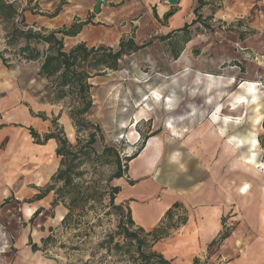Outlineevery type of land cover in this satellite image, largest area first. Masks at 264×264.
<instances>
[{"label": "rangeland", "instance_id": "rangeland-1", "mask_svg": "<svg viewBox=\"0 0 264 264\" xmlns=\"http://www.w3.org/2000/svg\"><path fill=\"white\" fill-rule=\"evenodd\" d=\"M197 6L196 0H180L177 5V10H180L177 27L189 24L187 34L184 36L190 40L183 43L182 39L178 38L177 48L182 50L176 60L173 59L172 54L174 46L160 42L156 38H146L144 26L137 34L135 42L138 45L148 41L150 43L138 51L123 56L118 62L116 71L106 69L102 75L88 80L92 85L90 89L92 107L86 116L90 125L83 127L79 132L68 116V101H56L47 81L37 76L42 57L34 61H25L19 55L17 47L6 46L5 35L9 27L0 21V52L8 62L5 72L9 73V76L15 74L19 87L23 89V105L34 114H43L53 131H56V128L52 126L50 120L57 118L58 128L63 130L73 146L77 143L76 138L84 144L88 139V133L98 128L94 144L96 153L100 154L104 147L113 148L119 154L122 169L129 163L126 157L138 153L146 141V148L141 156L154 149L158 150V141L150 139L153 136L166 142H173L172 139L176 137L179 142L191 143V152L194 151L198 156L205 146L208 132L219 137L214 128L210 129V123L230 121L231 126H236L231 130L234 132L238 126H242L247 121L251 122L252 117H255L256 114H253V106H251L255 99L256 103H259L256 108L260 107L264 112V0H206L205 5L195 11ZM127 12L129 14L131 9ZM129 15L125 14L117 22L119 29L123 30L122 32L126 31L130 36L123 39L135 38L136 29L130 21L135 22L137 18ZM155 30H158L156 35L161 33L158 28ZM89 37L90 39L84 41L88 48L108 47L98 39L101 37L100 33L92 32ZM82 39V35L63 38L64 50L68 51L79 42L82 43ZM37 48L42 55L47 45L40 43ZM114 49L116 50L117 47ZM253 89L254 91L256 89V93H253L256 94V98L251 93ZM243 93L249 96L244 99L238 98ZM240 105L244 107L237 109ZM59 109V113L53 115L52 110ZM206 126H209V129ZM36 129L41 130L40 126ZM262 134L264 135V128L261 123V127L256 130L257 142ZM34 142L38 144L35 139ZM210 142L213 143L212 140ZM5 146L6 143L2 144L0 149H5ZM183 151L189 154L191 159L194 158L187 148ZM255 155L257 161L264 163V147L259 142ZM198 157L199 162L205 165L217 161L216 151L210 161L200 155ZM59 160V157L53 155L35 163L38 166L37 171L43 167H47L48 172L51 171L49 177H39L37 186L33 177L25 171L13 182L7 181V185H13L14 191L6 193L8 196L6 202L18 201L27 206L33 200V196L39 192L38 188L44 189L47 186L50 177L59 167ZM242 162L229 160L228 164L230 168L235 167L240 172L250 173L243 169ZM251 166L258 169L254 164ZM80 170L84 171V182L95 181V186L106 188L108 179L117 170V164L110 162L101 165L88 162L82 165ZM110 184L118 186L116 179ZM25 187L31 192L35 191V194L22 195L20 191ZM53 197V192L47 194L48 211L31 221L28 220V224L33 232L34 227L45 223L44 237L49 235V227L55 228L58 232L55 236L56 243H52L43 252L33 254L29 264H51V262L56 264L52 257L58 261L57 264L76 262L77 254L59 246L68 245L70 238L72 242H77V238L72 236L79 228H61L59 219L66 213V209L62 204L52 207ZM119 200L118 193L115 198L116 204H120ZM107 201V197L104 198L105 204ZM179 212L180 215L174 217V221L177 222V226L173 227L174 230L180 228L184 222V211L179 209ZM26 214L29 215L30 210L26 211ZM98 217L102 218V222L99 223L100 227L97 226V233L91 238V246L99 240L103 230L112 229L116 222L114 215L106 218L102 215ZM98 217L91 212L85 220L90 225L96 224ZM242 219L234 207L227 209L222 216L223 229L208 249L209 252L204 256L201 264H226L228 258L219 254L223 245L227 247L231 245L239 253L245 251L247 241L238 238L235 232L237 224ZM228 220L233 223L232 227L226 226ZM35 236L33 232L34 240H36ZM222 236L226 237L221 240ZM86 256L88 255L85 254L83 257L87 258Z\"/></svg>", "mask_w": 264, "mask_h": 264}, {"label": "crops", "instance_id": "crops-1", "mask_svg": "<svg viewBox=\"0 0 264 264\" xmlns=\"http://www.w3.org/2000/svg\"><path fill=\"white\" fill-rule=\"evenodd\" d=\"M8 1L24 9L22 12L24 24L35 30L57 31L73 22L88 19L90 22L84 25L77 35H82V43L90 39L89 35L92 32H98L101 34L98 39L111 48H116L121 39L130 37L126 31L122 32L123 30L119 29L117 23L125 14L131 13V17L137 18L135 22L130 21L136 29L134 42L144 26L148 39L166 35L179 28L178 4L170 6L166 0H107L106 4L100 7L98 14L93 11L95 0ZM128 9H131L129 14ZM171 10L173 15L164 20V14ZM155 28L161 32L159 35H156L158 30ZM5 70L7 69L0 59V146L7 144L5 149H0V264H29L31 256L41 252L31 250L29 239L40 245L41 238H44L45 223L32 227L36 235L34 240L28 220L38 209L41 212L37 216L48 211L47 195L35 200L39 192L34 195L35 191L31 192L25 187L20 191L22 195H34L27 206L18 201L7 203L6 193L13 192L14 188L12 184L10 186L6 182H13L25 171L33 177L36 186L39 185L37 182L39 177L47 178L51 171L48 172L47 167L37 171L38 166L35 163L55 155L57 144L54 139H49L44 144H35L29 133L30 129H33L40 139L45 134L53 132V129L50 128L47 119L39 120L37 113H32L23 105V89L19 87L15 74L9 76ZM253 95L256 98V94ZM247 96L243 93L238 98L244 99ZM256 102L255 99L251 105L255 117H252L251 122L247 121L238 126L236 132L231 131L236 126H231L230 121L210 123V129L214 128L219 137L208 132L205 146L198 156L210 161L216 151L215 163L201 164L197 154L191 152V143L179 142L176 137L172 139L173 142H166L153 136L150 139L158 141V150L154 149L141 156L146 148V141L136 157L127 163L126 175L116 179L118 183L116 185L120 187L119 203L128 206L135 225L145 231L156 228L172 205H178L176 215H180L179 209L184 211L185 218L180 228L169 229L167 235L154 247L172 264H194L196 259L201 264L209 252L208 249L223 229V214L232 207L243 218L237 224L235 232L238 238L247 241L248 245L243 253H239L231 245L228 247L223 245L219 254L228 258L226 264H264V163L257 161L255 155L259 142V139L258 142L255 139L256 130L261 127L264 112L260 107L256 108L259 104ZM239 107L244 106L240 105L237 109ZM59 111L60 109L52 110V113L57 115ZM38 126L41 130L36 129ZM206 128L209 129V126ZM242 129L245 131H241ZM226 143H229L236 153L229 152L225 148ZM185 148L191 152L193 159L184 153ZM238 158L255 169L251 166L254 164L258 169L251 171L243 168L250 172L246 173L235 167L230 168L229 160L236 161ZM243 182L250 183L246 193L240 192V185ZM28 210L29 215L26 214ZM64 215H61L60 221Z\"/></svg>", "mask_w": 264, "mask_h": 264}, {"label": "trees", "instance_id": "trees-1", "mask_svg": "<svg viewBox=\"0 0 264 264\" xmlns=\"http://www.w3.org/2000/svg\"><path fill=\"white\" fill-rule=\"evenodd\" d=\"M196 2L198 6L195 11L205 5L206 0H196ZM23 11L24 9L19 8L14 2L0 0V21L9 27L8 33L5 35L6 46L17 47L19 55L25 61H34L42 57L37 76L47 81L49 88L54 92L56 101H68V116L79 132L83 127L90 125L86 120V116L92 107L90 96L92 85L88 80L97 75H102L106 69L116 71L118 62L123 56L138 51L150 41L137 45L132 38L122 39L116 50L103 46L88 48L85 43H79L65 51L63 38L77 36L82 27L88 24L90 20L73 22L70 26L57 31L45 32L43 29L35 31L24 24ZM171 15H173L172 10L165 13L163 19L167 20ZM155 17H157L156 14ZM188 26L189 24H183L166 35L153 38L174 46L172 54L173 59L176 60L182 50L177 48L178 38H181L183 43L190 40L184 36L187 34ZM178 35L181 36L178 37ZM40 43L47 45L42 55L37 48ZM0 59L3 65L7 67L8 62L1 52ZM37 116L43 120L47 119L41 113H38ZM56 120L57 118H53L51 121L56 131L45 134L42 139L33 129H30L29 133L38 144H44L49 139H54L57 144L55 155L60 158L58 169L50 177L47 186L40 189L39 194L34 199L40 200L48 193L53 192L54 197L51 206L62 204L66 209L60 223L61 228H79L78 232L72 236L76 237L78 241L72 242L70 238L68 245L60 244L59 248L68 249L77 254L75 264H172L154 247L167 235L169 229L177 226L174 217H177L175 210L178 205H172L166 211L161 223L151 231H145L135 225L128 206L115 202L120 188L110 184L113 179L124 177L128 170L127 165L122 169L118 152L113 148L104 147L100 154L96 153L94 144L96 143L98 128H94L93 132L88 133V139L84 144H81L76 138L77 143L73 146L67 140L63 130L58 128ZM262 127L264 128V118ZM259 144L264 147V135L259 137ZM136 155L137 153L126 157L127 162ZM88 162H96L101 165L110 162L117 164V170L108 179L106 188L95 186V181H83L84 171L80 170V167ZM130 183L133 182L130 181ZM105 196L108 200L106 204L103 202ZM40 212V209L36 210L30 221ZM91 212L96 217L99 215L105 218L111 215L116 217L113 228L103 230L99 240L92 246L91 238L97 233V226H101L99 223L102 222V218H96V224H88L85 218ZM57 234L55 228L49 227V235L41 238L40 245L29 239L31 250L33 252L45 251L52 243H56L55 236ZM225 237L222 236L221 240ZM85 254L88 255L87 258L83 257ZM51 259L56 264L58 263L55 258L52 257ZM194 264H199L198 259L195 260Z\"/></svg>", "mask_w": 264, "mask_h": 264}, {"label": "bare ground", "instance_id": "bare-ground-1", "mask_svg": "<svg viewBox=\"0 0 264 264\" xmlns=\"http://www.w3.org/2000/svg\"><path fill=\"white\" fill-rule=\"evenodd\" d=\"M246 83V82H245ZM244 87V86H243ZM254 89L253 91L251 92L252 94L254 93ZM243 98V97H242ZM225 148L228 149L229 152L231 153H234L235 151L230 147V144L229 143H226L225 144ZM236 153V152H235ZM237 156V155H236ZM239 161V159L236 160V162ZM241 161V160H240ZM242 162V161H241ZM242 164H244V169L246 170H251V171H256L257 169H254L252 167H250L245 161L242 162ZM250 188V183L248 182H243L241 185H240V192L242 193H246Z\"/></svg>", "mask_w": 264, "mask_h": 264}, {"label": "water", "instance_id": "water-1", "mask_svg": "<svg viewBox=\"0 0 264 264\" xmlns=\"http://www.w3.org/2000/svg\"><path fill=\"white\" fill-rule=\"evenodd\" d=\"M180 0H166V3L170 6L177 5ZM107 0H95L94 13L98 14L100 12V7L105 5Z\"/></svg>", "mask_w": 264, "mask_h": 264}, {"label": "built area", "instance_id": "built-area-1", "mask_svg": "<svg viewBox=\"0 0 264 264\" xmlns=\"http://www.w3.org/2000/svg\"><path fill=\"white\" fill-rule=\"evenodd\" d=\"M226 226L227 227H232L233 226V223L230 220H228L227 223H226Z\"/></svg>", "mask_w": 264, "mask_h": 264}]
</instances>
